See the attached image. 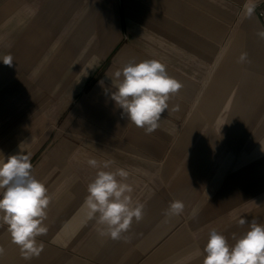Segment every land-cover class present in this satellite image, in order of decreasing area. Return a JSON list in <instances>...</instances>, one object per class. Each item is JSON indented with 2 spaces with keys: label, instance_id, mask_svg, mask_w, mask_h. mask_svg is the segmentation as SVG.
Wrapping results in <instances>:
<instances>
[{
  "label": "rangeland",
  "instance_id": "rangeland-1",
  "mask_svg": "<svg viewBox=\"0 0 264 264\" xmlns=\"http://www.w3.org/2000/svg\"><path fill=\"white\" fill-rule=\"evenodd\" d=\"M178 3L0 0V59L13 57L11 66L0 61V133L11 118L50 196L43 252L23 259L0 221V264H160L162 256L161 264H203L211 229L233 244L249 228L239 219L264 224V56L249 55L248 38L237 37L243 6ZM235 51L250 62L238 63ZM133 58L159 60L183 85L151 134L122 119L110 98L106 73ZM89 158L128 170L133 201L145 205L127 242L85 223L98 171ZM174 200L185 210L166 223Z\"/></svg>",
  "mask_w": 264,
  "mask_h": 264
},
{
  "label": "clouds",
  "instance_id": "clouds-1",
  "mask_svg": "<svg viewBox=\"0 0 264 264\" xmlns=\"http://www.w3.org/2000/svg\"><path fill=\"white\" fill-rule=\"evenodd\" d=\"M257 3L249 0L244 5L243 14L246 18L255 17ZM259 24L256 36L264 40V24ZM5 65L11 66V54L0 59ZM250 62L248 53L242 52L238 63ZM167 66L157 59H145L137 62L130 59L122 67L116 69L111 76L113 91L110 98L121 109V118L127 119L136 127L151 134L160 127L162 114L169 109V101L183 87L182 83L167 72ZM103 86V81L100 82ZM180 110L174 105L171 111ZM21 151L6 159L0 156V221L7 225L13 244L18 246L21 257L31 260L44 250V244L37 238L47 233L44 221L50 204V196L46 185L32 173V153L26 152L22 145ZM87 164L95 169V178L87 186L88 195L83 202L85 223L95 221L99 227L97 234L102 238L114 241L124 239L127 242L128 233L133 221L139 223L144 216L145 205L134 202L132 194L134 187L127 182L130 172L116 167L114 160L98 161L89 158ZM181 200L170 202L163 215L167 223L172 217H179L185 210ZM199 214L198 208H193L191 217ZM239 225L249 224V228L239 237H233L230 244L225 235L216 229H211L208 240L203 248L205 253L203 264H264V224L255 219L246 221L239 219ZM5 249L0 246V256Z\"/></svg>",
  "mask_w": 264,
  "mask_h": 264
},
{
  "label": "crops",
  "instance_id": "crops-1",
  "mask_svg": "<svg viewBox=\"0 0 264 264\" xmlns=\"http://www.w3.org/2000/svg\"><path fill=\"white\" fill-rule=\"evenodd\" d=\"M176 1L180 2V4L178 3L179 5L184 4L185 6H194V7H209V6H215V5L216 6H222V7L231 6V5L237 6V7H241V6L244 7V5L247 2H249V0H176ZM255 2L258 5L260 0H255ZM178 4H177V6H178ZM257 20H259L260 24H264V12L262 15H258L257 9H256L255 17L252 19H248L243 15V19L241 20V22L243 24V29L239 32L237 37L238 38H248V40H249V49H248L249 55L264 56V40H260L256 36V32L259 29V24L257 23ZM237 54L240 55V53H237ZM30 107H31V105H30ZM12 108H14V107H12ZM10 124H11V118H10L8 126L4 128L5 132L0 133V156L4 157L5 159L10 155L17 154L18 151H21V147L18 148L17 142H16V131H15L16 128L13 127L15 125H11L12 126L11 127ZM14 124H15V122H14ZM4 135H7V137H5ZM22 148L26 152H31L33 155L32 146H30V147L24 146ZM62 157H64V155H62ZM77 157H78L77 155H74L72 158L73 159L72 161L74 163L78 162L80 164V160H77ZM31 160H32V157H31ZM64 161L65 160H63V162ZM69 161L70 160H68V163H69ZM146 235H149V233H147ZM170 237H171V239L169 241H167L168 243L172 240L174 241V239H177V234H172ZM146 239H148V237ZM165 242H166V240H165ZM162 248H163V245L157 246V248L154 251L153 257L157 258L156 257L157 255H159V257H160L161 254L164 252L162 250ZM163 258H164V256H162V258L159 259V262H161V263L165 262V261H163L164 260Z\"/></svg>",
  "mask_w": 264,
  "mask_h": 264
},
{
  "label": "built area",
  "instance_id": "built-area-1",
  "mask_svg": "<svg viewBox=\"0 0 264 264\" xmlns=\"http://www.w3.org/2000/svg\"><path fill=\"white\" fill-rule=\"evenodd\" d=\"M264 12V0H260L257 6V14L262 15Z\"/></svg>",
  "mask_w": 264,
  "mask_h": 264
}]
</instances>
